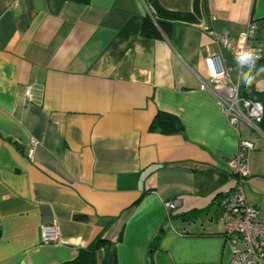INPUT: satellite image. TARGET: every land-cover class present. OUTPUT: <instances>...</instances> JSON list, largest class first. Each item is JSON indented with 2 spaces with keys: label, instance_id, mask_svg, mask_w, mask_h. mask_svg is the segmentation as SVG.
<instances>
[{
  "label": "crops",
  "instance_id": "1",
  "mask_svg": "<svg viewBox=\"0 0 264 264\" xmlns=\"http://www.w3.org/2000/svg\"><path fill=\"white\" fill-rule=\"evenodd\" d=\"M157 1L195 23L151 40L143 0H0V264H64L96 239V264H229L219 200L239 138L253 144L244 196L264 219V131L228 125L206 66L213 33L255 21L264 47V0ZM221 54L264 104V75L245 87ZM158 112L181 131L151 132ZM53 221L59 241L43 243Z\"/></svg>",
  "mask_w": 264,
  "mask_h": 264
},
{
  "label": "built area",
  "instance_id": "2",
  "mask_svg": "<svg viewBox=\"0 0 264 264\" xmlns=\"http://www.w3.org/2000/svg\"><path fill=\"white\" fill-rule=\"evenodd\" d=\"M147 12L149 13L148 9ZM256 32V22L250 21L236 38L226 33L220 35L213 33L212 37L219 53L206 60L210 90L219 101L228 125L235 132H238L243 125L256 130L258 123L264 118V106L259 102L240 97L238 85L232 83L229 78V68L224 63L221 50L229 51L234 59L241 47L252 48L260 57L256 63L261 61L264 58V47L256 44ZM242 34H245L243 45H241ZM235 67L238 73L244 70L236 63ZM25 97L31 101L30 87L26 89ZM254 110L258 115H253ZM251 151H253L252 142L239 138L235 155L226 162L234 184L231 191L221 197L219 205L220 219L224 227L223 236L231 255L229 264H264V219H261L258 210L246 201L243 192V186L249 175L248 160ZM177 206L175 200L165 203L167 220L171 218V212ZM40 235L43 243H57L59 241L57 224L53 221L41 227Z\"/></svg>",
  "mask_w": 264,
  "mask_h": 264
},
{
  "label": "trees",
  "instance_id": "3",
  "mask_svg": "<svg viewBox=\"0 0 264 264\" xmlns=\"http://www.w3.org/2000/svg\"><path fill=\"white\" fill-rule=\"evenodd\" d=\"M87 2V0H82ZM149 14H146L142 20L140 34L142 37L151 40H166L169 41L172 36L173 25L178 22L195 23V18L190 13L171 12L160 6L157 0H143ZM257 27L258 26V23ZM257 34V32H256ZM264 60V58H262ZM240 97L246 100L253 101L249 94H240ZM264 106V104H262ZM258 128L264 131V118L258 123ZM151 132H158L164 135H175L181 131L179 121L168 114L158 112L151 123ZM76 220L79 218L74 217ZM105 242L101 239H96L91 245L85 249L79 250L78 256L75 260L64 264H96V252Z\"/></svg>",
  "mask_w": 264,
  "mask_h": 264
},
{
  "label": "clouds",
  "instance_id": "4",
  "mask_svg": "<svg viewBox=\"0 0 264 264\" xmlns=\"http://www.w3.org/2000/svg\"><path fill=\"white\" fill-rule=\"evenodd\" d=\"M244 35L242 34L241 45L244 44ZM259 58L258 53L248 47H241L234 57L236 65L244 69L238 76V79L245 87H251L257 80V77L264 75V69L256 67V61ZM253 115H258V113L254 110Z\"/></svg>",
  "mask_w": 264,
  "mask_h": 264
},
{
  "label": "flooded vegetation",
  "instance_id": "5",
  "mask_svg": "<svg viewBox=\"0 0 264 264\" xmlns=\"http://www.w3.org/2000/svg\"><path fill=\"white\" fill-rule=\"evenodd\" d=\"M149 11V10H148ZM147 14H149L148 12H147Z\"/></svg>",
  "mask_w": 264,
  "mask_h": 264
}]
</instances>
